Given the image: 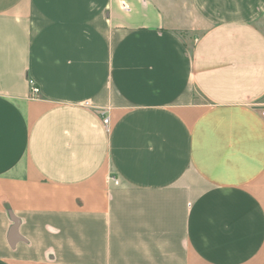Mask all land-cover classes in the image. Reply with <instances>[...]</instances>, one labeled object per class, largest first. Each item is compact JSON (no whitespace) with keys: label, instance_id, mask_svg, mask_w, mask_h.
Wrapping results in <instances>:
<instances>
[{"label":"crops","instance_id":"0c3cea01","mask_svg":"<svg viewBox=\"0 0 264 264\" xmlns=\"http://www.w3.org/2000/svg\"><path fill=\"white\" fill-rule=\"evenodd\" d=\"M263 104L264 0H0V264H264Z\"/></svg>","mask_w":264,"mask_h":264},{"label":"built area","instance_id":"2783aa9c","mask_svg":"<svg viewBox=\"0 0 264 264\" xmlns=\"http://www.w3.org/2000/svg\"><path fill=\"white\" fill-rule=\"evenodd\" d=\"M122 9L124 11H128L129 10L128 7L126 5H124V4H122ZM29 84H30V96L31 97H36L38 95V93H39L38 88L34 85V83L32 81H29ZM259 111H260L261 117L264 118V104L260 106V110ZM103 123L107 127L109 125V119L107 117H105L103 119Z\"/></svg>","mask_w":264,"mask_h":264},{"label":"rangeland","instance_id":"374dc122","mask_svg":"<svg viewBox=\"0 0 264 264\" xmlns=\"http://www.w3.org/2000/svg\"><path fill=\"white\" fill-rule=\"evenodd\" d=\"M153 1L170 9L181 7L187 3V0H153Z\"/></svg>","mask_w":264,"mask_h":264}]
</instances>
